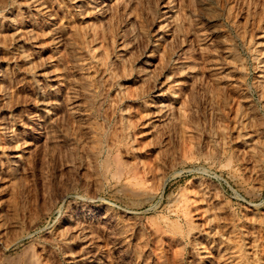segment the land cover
Masks as SVG:
<instances>
[{
	"label": "rangeland",
	"instance_id": "374dc122",
	"mask_svg": "<svg viewBox=\"0 0 264 264\" xmlns=\"http://www.w3.org/2000/svg\"><path fill=\"white\" fill-rule=\"evenodd\" d=\"M40 1L0 0V264H264V0Z\"/></svg>",
	"mask_w": 264,
	"mask_h": 264
},
{
	"label": "bare ground",
	"instance_id": "6f19581e",
	"mask_svg": "<svg viewBox=\"0 0 264 264\" xmlns=\"http://www.w3.org/2000/svg\"><path fill=\"white\" fill-rule=\"evenodd\" d=\"M20 3V2H19ZM21 6H22V9H24V11H27V10H33V11H35V13H37V14H39V13H41L42 14V12H46L47 11V7H46V5H43V3L40 1V0H21ZM208 7V6H207ZM20 9H21V7H20ZM210 9V8H209ZM206 11V10H205ZM208 11H210V10H208ZM30 12H32V11H30ZM48 12V11H47ZM27 13V12H26ZM36 15V14H35ZM8 16V15H7ZM43 16V15H42ZM33 18V17H32ZM41 18V17H40ZM12 19V18H11ZM29 19H30V16H29ZM42 19V18H41ZM13 20V19H12ZM31 20V19H30ZM14 21V20H13ZM33 21V20H32ZM29 22V24H28V27H27V29L26 30H24V32H23V34L21 33L22 32V29H24V28H19V29H17L18 27L16 26V28H14L13 30V35L15 36V39L18 41V39H20V38H26L27 40H31L32 39V32H33V30L34 29H36L37 28V26H38V24L36 23V22ZM44 21V20H43ZM13 24H14V22H12ZM44 23V22H43ZM17 24H18V20H17ZM19 24H21V23H19ZM10 25H11V23H10ZM25 26V25H24ZM23 26V27H24ZM42 26V25H41ZM19 27H20V25H19ZM25 27V28H26ZM41 29H42V27H41ZM51 31V30H50ZM176 32V31H175ZM21 33V34H20ZM25 33V34H24ZM46 33V32H45ZM36 35V34H35ZM41 35V34H40ZM52 35V34H51ZM49 36L50 38H51V45H52V48H56L57 47V45H58V41L55 39V37H52V36ZM36 37V36H35ZM46 40V39H45ZM33 41V40H32ZM47 41V40H46ZM66 41V40H65ZM38 42V41H37ZM19 43V42H18ZM39 43V42H38ZM64 43V42H63ZM41 44V43H40ZM48 46H50V44L48 45ZM51 47V46H50ZM37 48V47H36ZM43 49V47L42 48H40L39 47V49H37L36 50V54L38 55V57H40V55H41V51H43L42 50ZM45 49V48H44ZM49 50V49H48ZM264 50V49H263ZM18 54V57H19V59L23 62V65L25 64V65H27V71L29 72V64L26 62V61H29V58H28V55H25V53H23L22 51H19V53H17ZM35 54V55H36ZM63 55V54H62ZM15 56V55H14ZM13 56V57H14ZM31 56V55H30ZM17 58V57H16ZM27 58H28V60H27ZM32 58V57H31ZM37 60V59H36ZM50 61V60H49ZM46 64V63H45ZM19 66V65H18ZM62 67V66H61ZM73 67V66H72ZM23 68H24V66H23ZM35 68V67H34ZM75 68V67H74ZM71 69V68H70ZM34 71V70H33ZM69 71V70H68ZM58 73V72H57ZM62 74V73H61ZM64 74V73H63ZM66 75V74H65ZM64 75V76H65ZM49 76H50V78L51 77H53V81H55V84H56V82L58 81V79L60 78V77H62L61 75H57V74H55V73H53V72H50V74H49ZM63 76V77H64ZM59 77V78H58ZM68 79V78H67ZM61 81V80H60ZM63 82V81H62ZM61 83V82H60ZM57 84H58V82H57ZM54 85V84H53ZM74 85V84H73ZM58 86V85H57ZM56 86V87H57ZM79 87V86H78ZM72 88V87H71ZM58 89V88H57ZM56 89V90H57ZM39 93V92H38ZM40 95V94H39ZM40 99H42V98H40ZM66 99V98H65ZM48 101V100H47ZM81 102V101H80ZM65 103V102H64ZM73 103H74V105L76 106V105H78V103L76 102V100H73ZM66 104V103H65ZM44 105H45V102H43V101H41V110H43V111H45V114L47 115V111L46 110H44ZM81 106V105H80ZM46 107V106H45ZM73 110V109H72ZM53 111V110H52ZM72 114V113H71ZM46 115L44 116V117H46ZM80 115H82V113L81 114H79V117L77 118V119H75V122L73 121V126H72V129H73V132H74V134H75V139L77 140V141H79V142H81V143H83V142H86L87 140H89L88 139V136H87V130H88V123L87 122H85V120L83 119V115L82 116H80ZM91 115V114H90ZM43 116V115H42ZM84 117H86V115L84 116ZM89 120V119H88ZM91 120V119H90ZM88 124V125H87ZM67 127V126H66ZM65 132H66V130H65ZM67 134H69V133H67ZM9 135L10 136H15L13 133H9ZM72 137H73V135H72ZM10 138V137H9ZM74 138V137H73ZM11 139V138H10ZM26 145V144H25ZM24 145V146H25ZM84 146V145H83ZM23 149V148H22ZM25 149H26V147H25ZM24 150V149H23ZM20 151H22V150H20ZM86 154V153H85ZM18 156V155H17ZM80 230V229H79ZM78 230V231H79ZM64 233V232H63ZM65 235V234H64ZM78 235V234H77ZM97 237V236H96ZM78 238V237H77ZM81 240H82V252L84 253V254H86V255H88L91 251L94 253V254H96L97 255V253H99V251H98V245L96 244V242L94 241V239H96V238H94V235L92 236V234H90L89 233V235L87 234V233H83L82 235H81ZM65 241V240H64ZM70 241V240H69ZM99 241V240H98ZM80 246V245H79ZM100 246V245H99ZM92 253V254H93ZM99 256V255H98ZM108 256V255H107ZM106 259V258H105ZM112 261V260H111ZM98 264H107V262L105 263V261L103 260V259H101L100 261H98L97 262ZM110 263H112V262H110Z\"/></svg>",
	"mask_w": 264,
	"mask_h": 264
}]
</instances>
